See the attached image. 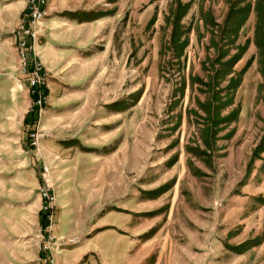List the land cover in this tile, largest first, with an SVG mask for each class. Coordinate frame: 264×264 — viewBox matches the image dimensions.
<instances>
[{
	"label": "rangeland",
	"instance_id": "rangeland-1",
	"mask_svg": "<svg viewBox=\"0 0 264 264\" xmlns=\"http://www.w3.org/2000/svg\"><path fill=\"white\" fill-rule=\"evenodd\" d=\"M68 1L90 12L84 18L97 20L101 30L91 45L98 63L84 84L91 91L90 110L77 115L81 134L74 150L82 157L70 160L77 170L67 195L73 211L84 219L80 232L54 233L53 171L58 157L42 161L50 166L54 184L52 234L79 239L60 246L54 255L91 237L94 246L103 247V254L98 253L102 259L92 255L96 264H132L146 255L140 264H264V152L252 158L264 135V84L253 43L254 15L236 36L230 34L231 42L220 40L230 2L180 0L188 5L182 22L189 27V44L178 62L166 48L171 28L166 17L177 0ZM26 4L27 0H0V181L9 175L1 170L20 152L14 142L21 136L16 123L21 112L26 111L24 123L34 124L39 116L29 111L32 95L18 71L13 35ZM211 30L218 47L227 51L222 59L240 53L233 70H241L249 59L251 63L234 90L233 103L220 111L224 116L238 108L236 118L222 123L205 145L197 124L204 113L195 99L204 100L206 93L198 82L193 87L189 83L191 76L206 81L212 64L217 65ZM38 40L32 52L44 69L36 53ZM11 45L17 57L14 71ZM181 78L184 95L175 103ZM226 84L227 80L221 82L222 87ZM47 90L48 83L46 98ZM11 114L10 120L3 119ZM29 133L23 130L22 136ZM187 146L199 147V155ZM40 149L32 150L37 155ZM41 205L32 234L0 233V264L46 261L37 247ZM130 247L139 248V256L133 250L124 254Z\"/></svg>",
	"mask_w": 264,
	"mask_h": 264
},
{
	"label": "crops",
	"instance_id": "crops-1",
	"mask_svg": "<svg viewBox=\"0 0 264 264\" xmlns=\"http://www.w3.org/2000/svg\"><path fill=\"white\" fill-rule=\"evenodd\" d=\"M70 4L68 0H50L48 16L38 29L36 53L49 75L47 103L34 124L24 123L25 110L21 112V120L16 121L21 136L14 143L19 144L20 152L13 161L6 162L1 170L9 173L0 181V233L3 232L4 236L10 230L32 234L39 222L41 205L38 193L39 170L43 160L51 162L54 160L51 158L56 156L58 161L56 170L53 171L55 179L57 177L54 233H75L84 228V219L79 218L78 210L73 211L74 203L67 193H70V188L75 183L71 175L77 170L70 166V160L82 157L80 151L74 150V144L79 141L81 134V128L77 127V115L81 111L90 110L87 97L91 91L85 89L84 84L98 63V57L92 53L91 45L93 37L99 36L101 25L95 23L97 20L84 18V14L90 13L85 8ZM11 54L13 70L17 64L13 45ZM3 117L4 120H10L12 114ZM10 123L12 126L11 121ZM32 129L43 130L47 134L40 139L41 149L37 155L28 146L27 134L22 136L23 130ZM73 223L78 225L73 226ZM94 242L90 237L75 247L61 250L53 256V264H96L92 255L101 253L100 248L103 247L97 248ZM137 247L128 248L124 254L127 255L133 250L132 254L139 256ZM101 254L98 255L101 257ZM146 256L135 259L132 264H140Z\"/></svg>",
	"mask_w": 264,
	"mask_h": 264
},
{
	"label": "trees",
	"instance_id": "trees-1",
	"mask_svg": "<svg viewBox=\"0 0 264 264\" xmlns=\"http://www.w3.org/2000/svg\"><path fill=\"white\" fill-rule=\"evenodd\" d=\"M230 2V7L224 20V27L220 30V40L227 39L231 42L230 34L237 35V32L251 14L254 15L255 22L253 28V43L257 48V64L258 70L262 76L264 84V0H254L251 3L250 0H227ZM176 8L170 11V14L166 17V22L170 24V34L167 49L171 51L173 58L178 62L180 61L183 51L189 44V27H186L182 19L188 11V5L182 4L180 0L176 1ZM243 3V4H242ZM153 20V19H152ZM152 20L150 22H152ZM205 25L209 24V21L205 18ZM212 38L210 39L211 45H217L218 41L214 36L215 33L211 30ZM215 37V38H214ZM222 47H218V56L215 58V64H212L214 69L212 74L207 76V80L204 81L200 77L190 78L189 85L194 86L196 82L201 85L200 91L205 92L206 96L204 100L198 98L195 99V104L198 110H202L204 116H199L201 125L199 128V135L205 145H209L212 138L221 129L220 125L231 119H235L238 108L233 109L227 115H221L220 111L233 103L234 90L239 86L242 74L245 69L250 65L251 59L247 61L245 66L239 70H233L234 64L240 58V53L233 54L226 59L224 56L227 51H222ZM241 50H244V46H241ZM163 51L160 52L162 54ZM232 74L230 77L228 75ZM227 80L225 86H221V82ZM185 79L181 78L180 84L176 91L180 92L179 98L175 103L183 97L185 88ZM194 113H196L194 111ZM197 115V113H196ZM179 120L175 123L173 129L178 126ZM187 150L195 151L199 155L200 148L195 146H187ZM264 152V135L261 137L259 143L253 150L252 158L259 157L260 153ZM205 154V152H204ZM261 157V156H260ZM264 159V158H263Z\"/></svg>",
	"mask_w": 264,
	"mask_h": 264
},
{
	"label": "built area",
	"instance_id": "built-area-1",
	"mask_svg": "<svg viewBox=\"0 0 264 264\" xmlns=\"http://www.w3.org/2000/svg\"><path fill=\"white\" fill-rule=\"evenodd\" d=\"M48 0H27L26 10L19 21L17 28L13 30V35L17 40L19 53V68L21 76L26 78L29 90L32 95L30 113L39 115L47 103L44 90L47 87L49 75L36 62L33 50L39 38L38 26L47 17ZM47 135L45 131L32 129L27 135V143L31 149H39L40 139ZM29 137V138H28ZM41 183L39 195L42 198L41 212L43 214V225L39 230V241L37 247L44 255L46 261L43 264H53L54 252L62 245L73 244L79 241L77 236L57 238L52 234V224L54 221L55 195L53 193L54 184L51 178V168L48 164L42 163Z\"/></svg>",
	"mask_w": 264,
	"mask_h": 264
}]
</instances>
